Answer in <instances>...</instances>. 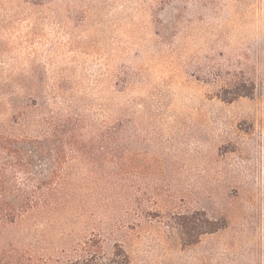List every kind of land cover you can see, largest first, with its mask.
I'll list each match as a JSON object with an SVG mask.
<instances>
[{
    "label": "rangeland",
    "instance_id": "374dc122",
    "mask_svg": "<svg viewBox=\"0 0 264 264\" xmlns=\"http://www.w3.org/2000/svg\"><path fill=\"white\" fill-rule=\"evenodd\" d=\"M41 100L88 139L35 159L66 205L0 227V247L264 264V0H0V120Z\"/></svg>",
    "mask_w": 264,
    "mask_h": 264
},
{
    "label": "trees",
    "instance_id": "16d2710c",
    "mask_svg": "<svg viewBox=\"0 0 264 264\" xmlns=\"http://www.w3.org/2000/svg\"><path fill=\"white\" fill-rule=\"evenodd\" d=\"M32 108V115L19 111L0 120V227L14 225L27 214L48 212L66 205V179L57 175L40 177L41 173L38 175L35 171V159L56 161L68 154L54 151L55 146L61 149L88 139L83 131L91 123L81 114L59 115L47 111L44 100L34 101ZM122 123V119L116 120L117 125ZM57 165L58 169L62 168V162ZM81 263L35 258L11 244L0 247V264Z\"/></svg>",
    "mask_w": 264,
    "mask_h": 264
}]
</instances>
